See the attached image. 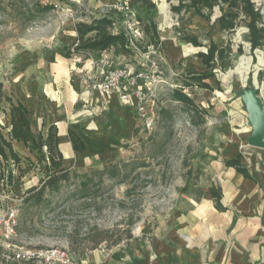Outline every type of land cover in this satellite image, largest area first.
<instances>
[{
	"label": "rangeland",
	"instance_id": "1",
	"mask_svg": "<svg viewBox=\"0 0 264 264\" xmlns=\"http://www.w3.org/2000/svg\"><path fill=\"white\" fill-rule=\"evenodd\" d=\"M151 1L155 9L137 0H60L56 10L52 0H0V81L6 94L29 110L36 134H46L50 126L36 130L33 122L56 105L64 125L89 133L90 142L84 139L87 150L63 162L77 177L59 192H47L40 205L25 199L28 190L40 186L46 162L15 143L21 163L0 160V175L8 178L12 171L14 177L12 185L0 187V264H32L16 261L15 253L51 248L66 252L69 264L156 261L161 241L173 243L181 233L202 227L200 216L216 213L211 189L230 176L226 161L240 156L247 168L248 156L264 160V149L248 143L252 127L243 102L256 90L264 105V49L251 51L247 24L222 32L214 19L175 14L166 0ZM256 3L264 16V0ZM45 6L51 9L39 13ZM103 16L115 19L116 32L135 18L140 27L132 44L135 54L116 57L110 51L66 59L76 42V24ZM152 22L158 27L157 46L149 45L145 32ZM190 35L204 46L209 37L219 47L229 43L233 51L206 81L212 89L185 88L201 110L195 117L172 97L190 70H204L197 54L207 49L186 43L183 38ZM88 61L96 64L95 71L80 67ZM120 70L128 72L120 91L105 93L100 87L105 75ZM86 75L92 77L88 86ZM75 100L81 115L69 121L65 112ZM9 108L0 104L2 126L9 123ZM86 119L91 123L81 122ZM106 165H120V175H100ZM11 212L12 234L6 230Z\"/></svg>",
	"mask_w": 264,
	"mask_h": 264
},
{
	"label": "trees",
	"instance_id": "2",
	"mask_svg": "<svg viewBox=\"0 0 264 264\" xmlns=\"http://www.w3.org/2000/svg\"><path fill=\"white\" fill-rule=\"evenodd\" d=\"M142 2L148 9H155L156 5L151 0H137ZM170 9L175 14L191 12L195 16L218 25L222 32H234L241 24H247L250 35L251 51L264 49V16L257 6L256 0H166ZM49 6L40 7L38 12L49 11ZM116 21L111 16L92 18L90 22H79L75 26L77 34L73 47L68 48L64 55L66 59L74 57L89 58L94 53H105L113 51L116 57H131L135 54L131 39L124 30L115 31ZM146 35L149 37V45L157 46L159 43L158 27L152 22L145 26ZM184 41L196 48L205 47L206 52H199L197 58L202 60L204 70L201 72L189 71L182 77L183 88L173 91V99L183 105L195 117L201 112L196 106L195 100L184 92L185 88L198 87L201 89H212L206 82L216 77V66L218 63L228 59L233 53L228 43L219 47L212 37L207 40L208 46H204L197 36H185ZM9 103V123L7 126L0 124V160L9 162L11 159L16 165L21 163L19 153L14 149V143L23 144L32 154H36L40 162H46L45 177L40 181V186L33 187L27 192L25 202L33 205H40L47 192L56 193L61 189L62 184L68 183L77 174L64 168V155L60 148L59 128L51 125L46 134H36L32 130L29 110L20 102L15 103L4 90L0 81V104ZM163 113H166L163 110ZM69 139L72 149L76 153H84L87 150L86 143L74 131L69 130ZM226 166L234 168L245 178L252 179L249 169L246 168L238 156L235 159L226 161ZM121 173L120 165H106L100 175L108 176L111 179L117 178ZM14 177L12 171L8 178L5 174L0 175V187L7 184L12 185ZM6 184V185H5ZM82 187L86 188L84 182ZM211 196L218 211L224 212L221 188L213 187ZM136 264V263H135Z\"/></svg>",
	"mask_w": 264,
	"mask_h": 264
},
{
	"label": "crops",
	"instance_id": "3",
	"mask_svg": "<svg viewBox=\"0 0 264 264\" xmlns=\"http://www.w3.org/2000/svg\"><path fill=\"white\" fill-rule=\"evenodd\" d=\"M88 62L79 65L87 71H95L96 64ZM75 104L76 100L67 106L65 114L69 121L81 115L80 111H75ZM58 107L52 105L44 109L40 121L33 122V126L36 130H41L46 124L58 126L65 161L71 154H82L73 151L69 130H74L84 142L87 139L85 134L89 133H79L75 128L66 127ZM84 121L81 122L91 123L87 119ZM103 137L100 135L97 139L102 141ZM260 159L248 156L245 163L252 179L245 178L234 168L226 169L230 176L222 178L216 188H221V203L227 210L218 211L214 202L216 213L199 217L202 227L188 234L181 233L173 243L161 241L157 260L148 261L147 264H264V160ZM185 235L186 240L181 239Z\"/></svg>",
	"mask_w": 264,
	"mask_h": 264
},
{
	"label": "built area",
	"instance_id": "4",
	"mask_svg": "<svg viewBox=\"0 0 264 264\" xmlns=\"http://www.w3.org/2000/svg\"><path fill=\"white\" fill-rule=\"evenodd\" d=\"M53 1V7L56 10L61 9V3L60 0H52ZM68 12H72L71 8H68ZM124 31L126 34L130 37L131 42L133 44V39L135 41L139 40L140 36V27L137 24V21L134 17L127 18L124 21ZM104 66L107 65V62L103 63ZM111 67V66H110ZM128 75V72L126 70H120V71H114L110 74L105 75V82L100 86L101 89L107 94H109L112 91H120V81L125 78ZM84 85L88 86L90 81L92 80V77L89 75H86L84 78ZM123 99H127L128 96L126 94H122ZM8 217V223L6 224V230L7 232H10L11 234L14 232V227L16 225L15 220V213L11 212L7 214ZM15 259L16 261L20 262H29L32 264H69V256L66 252L61 251L59 249L51 248V249H45L41 250L39 252H29V253H21L17 252L15 253Z\"/></svg>",
	"mask_w": 264,
	"mask_h": 264
},
{
	"label": "water",
	"instance_id": "5",
	"mask_svg": "<svg viewBox=\"0 0 264 264\" xmlns=\"http://www.w3.org/2000/svg\"><path fill=\"white\" fill-rule=\"evenodd\" d=\"M243 102L249 113L252 127L248 143L250 146L264 149V105L257 96L256 90H250L243 96Z\"/></svg>",
	"mask_w": 264,
	"mask_h": 264
},
{
	"label": "bare ground",
	"instance_id": "6",
	"mask_svg": "<svg viewBox=\"0 0 264 264\" xmlns=\"http://www.w3.org/2000/svg\"><path fill=\"white\" fill-rule=\"evenodd\" d=\"M65 153H66V152H65ZM65 153H64V154H65Z\"/></svg>",
	"mask_w": 264,
	"mask_h": 264
}]
</instances>
